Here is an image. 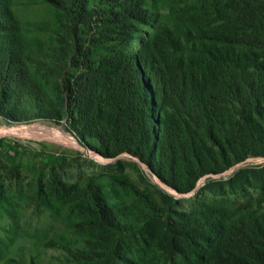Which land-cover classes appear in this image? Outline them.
Here are the masks:
<instances>
[{
    "label": "trees",
    "instance_id": "1",
    "mask_svg": "<svg viewBox=\"0 0 264 264\" xmlns=\"http://www.w3.org/2000/svg\"><path fill=\"white\" fill-rule=\"evenodd\" d=\"M45 1L71 33L55 63L68 66L67 122L91 150L135 156L178 193L264 158V0H191L162 21L145 0ZM24 30L12 0H0V116L61 120L39 76L49 70V44ZM236 178L235 188L219 190L256 185L258 198L172 211L154 241L167 264H264V168H243ZM110 183L130 200L111 206L87 197L103 225L119 230L158 215L154 200L127 178ZM72 249L78 258L88 252Z\"/></svg>",
    "mask_w": 264,
    "mask_h": 264
},
{
    "label": "rangeland",
    "instance_id": "2",
    "mask_svg": "<svg viewBox=\"0 0 264 264\" xmlns=\"http://www.w3.org/2000/svg\"><path fill=\"white\" fill-rule=\"evenodd\" d=\"M145 1L162 21L173 8L191 0ZM12 9L27 36L49 44V70L39 76L63 115L61 120L0 116V264H167L154 241L163 235L160 226L171 221L172 211L188 212L210 202L234 207L258 198L256 185L233 194L219 189L235 188L236 174L243 168H264L263 157L202 177L196 190L178 193L135 156L123 152L103 157L91 150L70 128L63 109L62 79L68 66L61 70L55 62L61 41L71 37L65 18L45 0H12ZM119 177L150 196L158 215L141 217L119 230L92 215L89 196L98 195L111 206L129 203L122 185L110 183ZM72 248L88 252L78 258Z\"/></svg>",
    "mask_w": 264,
    "mask_h": 264
},
{
    "label": "bare ground",
    "instance_id": "3",
    "mask_svg": "<svg viewBox=\"0 0 264 264\" xmlns=\"http://www.w3.org/2000/svg\"><path fill=\"white\" fill-rule=\"evenodd\" d=\"M13 131V130H12ZM4 132V131H3Z\"/></svg>",
    "mask_w": 264,
    "mask_h": 264
}]
</instances>
